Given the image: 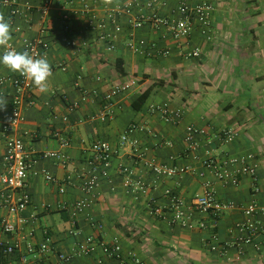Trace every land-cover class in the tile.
Masks as SVG:
<instances>
[{
  "label": "crops",
  "instance_id": "obj_1",
  "mask_svg": "<svg viewBox=\"0 0 264 264\" xmlns=\"http://www.w3.org/2000/svg\"><path fill=\"white\" fill-rule=\"evenodd\" d=\"M126 1L105 5L102 0H51L42 16V0H16L20 11L12 18L0 5L11 21L15 49L21 51L23 37H41L49 47L38 56L46 54L53 71L46 93L32 84L26 101L33 104H22L23 120L10 132L23 140L33 160L24 188L29 201L20 212L26 218L22 231L32 230L38 243L47 230L56 252L70 253L88 236L106 244L117 242L126 264H133V254L142 264H264V232L255 231L251 241L233 244L235 224L252 219L264 225V213L247 216L234 208L214 216L192 209L187 218L173 221L170 209L171 194L189 204L203 192L206 180L220 199L264 206V0H209L207 24L194 18L186 40H175L164 27L148 22L134 26L138 13L136 8L123 10ZM179 1L160 0L159 15L174 16ZM196 1L186 3L192 7ZM194 48L198 56L188 54ZM12 74L0 65V77ZM123 82H129V88L111 99V115L102 120L103 94ZM149 86V95L135 107L134 100ZM12 94L10 81L0 84V95L8 101L6 111H0V128ZM162 101L182 110L176 121L150 110V104ZM188 125L205 132L196 136L193 151L183 139ZM227 128L237 134L224 142L220 133ZM54 130L68 138L66 146L59 145ZM132 139L144 160L189 169L155 174L135 159ZM96 140L109 144L111 157L106 175L86 192L80 183L90 173L89 146ZM5 149L0 129V161ZM43 151H60L65 158L42 157ZM248 154L256 176L237 174L235 183L218 180L202 163L206 158L225 161ZM119 163L133 170L143 189L123 184ZM42 170L55 180L45 179ZM19 193L13 192V197ZM78 201L84 203L81 208L75 206ZM1 217L14 219L2 206ZM9 239L0 229V240ZM98 257L103 264H119L99 249L62 264H95ZM0 264L25 263L17 255L0 254Z\"/></svg>",
  "mask_w": 264,
  "mask_h": 264
},
{
  "label": "built area",
  "instance_id": "obj_2",
  "mask_svg": "<svg viewBox=\"0 0 264 264\" xmlns=\"http://www.w3.org/2000/svg\"><path fill=\"white\" fill-rule=\"evenodd\" d=\"M64 1L68 2L71 0ZM50 2L51 0H42L40 6L42 16L46 13ZM159 4L160 0H127L123 6V10L130 11V9L136 8L138 15L133 22L134 26H141L145 22L151 23L155 27L162 26L168 32L169 36L175 40L181 38L186 40L192 30L194 18H197L200 24L206 25L212 11V4L209 0H197L192 7L187 5L186 0H180L174 10L175 15L168 18L159 15L157 11ZM0 5L6 8L11 18L20 11L16 0H0ZM62 17L66 18V15ZM115 30H119V27L115 26ZM11 43L14 47L12 41ZM139 43L142 44L143 41L140 40ZM129 46L134 49L137 48L133 43H129ZM48 47L49 43L41 37H23L21 40V51L28 50L31 54L37 56L48 49ZM108 48H112L111 43ZM168 52V49L164 50L165 54ZM188 54L191 56H198L199 50L194 48L190 50ZM7 80L12 84L13 94L9 104V111L4 117L0 128L6 148L0 161V183L2 185L0 191V206L4 207L8 214L14 215V219H9L8 217L0 218V229L4 233L10 235L8 241L0 240V254L4 256L17 255L19 260L25 264H62L74 255L88 256L99 249L105 257L116 259L119 264H126L122 258V247L117 242L106 244L101 240L95 239L93 236H88L82 242L76 244L72 252H56L47 230H43V237L38 243H35L33 240L32 230L22 231V226L26 222V218L21 216L20 212L29 201V195L24 188L28 174L27 171L33 160L29 152L25 149L23 140L18 136L11 135L10 132L23 120L21 110L22 104L24 102L33 104L32 100L26 101V96L32 88V83L19 73H14L7 77H0V84H3ZM129 86V82L113 84L109 90L103 94L101 111L99 112V117L102 120L109 118L111 115V99L120 92L127 90ZM86 94L87 92L83 93V98ZM75 104V102L71 103L69 105L70 109H72ZM149 108L151 111L158 112L160 117L167 121H176L182 113L179 107H171L167 101L152 103ZM62 119L66 120L67 117L62 116ZM12 121L15 122L12 123ZM204 133V129L202 128L193 125L186 126L183 136L186 149L188 151L195 150L198 147L196 136ZM52 134L57 138L60 146L63 147L69 143L68 138L62 135L58 130H54ZM236 134V130L227 128L221 130L220 138L222 141L228 142ZM121 138L123 140L127 139L125 134H123ZM130 142L134 146L133 155L135 159L141 162L143 161L157 175L169 176L180 174L189 169L188 166H167L156 164L152 161H146L144 160L142 152L135 148L136 140L132 139ZM89 150L91 152L88 158L90 173L84 177L80 183V188L86 192L92 191L98 185L100 178L106 175V166L111 157V148L104 140L92 142L89 146ZM41 156L60 160L65 158V154L60 151H43L41 152ZM251 158L250 154L242 157H231L225 161L206 158L202 163L218 180L235 183L237 174H248L252 178H255V166L249 161ZM227 163L236 164L237 167L235 169H229ZM117 169L123 175V184L125 186L131 187L134 190H141L144 188L142 180L139 177H135L133 170L126 164L119 163ZM33 173L36 174V171H33ZM43 174L45 179L50 181L55 180L50 173L43 171ZM203 187V192L194 196L189 204L182 198L171 194L170 209L173 213V221L187 218L192 209L203 213H210L214 216H218L223 211L234 208H240L247 216L256 213H264V206L254 201L242 206L236 204L234 201L218 198L208 180L203 182ZM60 190H62V188H60ZM15 191L20 192L17 198L13 197V192ZM165 193L168 194L169 191ZM83 205L84 203L81 201L75 204L77 208H81ZM235 226L238 234L235 236L233 244L236 245L251 241L252 234L255 231L264 232V225H260L252 219L237 222ZM200 227H203V223L200 224ZM52 254L55 255V258H51ZM131 261L133 264H142L135 254L132 255ZM95 264H103V260L98 257Z\"/></svg>",
  "mask_w": 264,
  "mask_h": 264
},
{
  "label": "clouds",
  "instance_id": "obj_3",
  "mask_svg": "<svg viewBox=\"0 0 264 264\" xmlns=\"http://www.w3.org/2000/svg\"><path fill=\"white\" fill-rule=\"evenodd\" d=\"M114 0H102L105 5H112ZM13 28L10 19L0 12V65L13 73H19L30 81L40 93H46L50 78L53 76L52 66L47 55L37 56L28 50L18 51L12 46ZM7 99L0 95V111H6ZM16 115V113H15ZM15 121H12L14 123Z\"/></svg>",
  "mask_w": 264,
  "mask_h": 264
},
{
  "label": "trees",
  "instance_id": "obj_4",
  "mask_svg": "<svg viewBox=\"0 0 264 264\" xmlns=\"http://www.w3.org/2000/svg\"><path fill=\"white\" fill-rule=\"evenodd\" d=\"M151 91V87H147L146 89H144L136 98V100H134V106L135 107H139V105L146 99V97L149 95Z\"/></svg>",
  "mask_w": 264,
  "mask_h": 264
}]
</instances>
